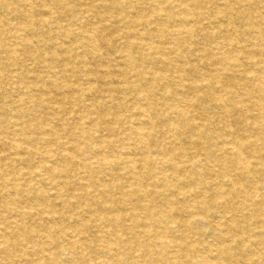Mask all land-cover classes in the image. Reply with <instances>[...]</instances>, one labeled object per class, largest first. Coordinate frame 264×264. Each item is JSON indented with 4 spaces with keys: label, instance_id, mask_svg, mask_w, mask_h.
Returning <instances> with one entry per match:
<instances>
[{
    "label": "rangeland",
    "instance_id": "obj_1",
    "mask_svg": "<svg viewBox=\"0 0 264 264\" xmlns=\"http://www.w3.org/2000/svg\"><path fill=\"white\" fill-rule=\"evenodd\" d=\"M261 81L264 0H0V264H256Z\"/></svg>",
    "mask_w": 264,
    "mask_h": 264
},
{
    "label": "bare ground",
    "instance_id": "obj_2",
    "mask_svg": "<svg viewBox=\"0 0 264 264\" xmlns=\"http://www.w3.org/2000/svg\"><path fill=\"white\" fill-rule=\"evenodd\" d=\"M18 1V0H17ZM153 6V5H152ZM157 7V6H156ZM97 10V9H96ZM182 18V17H181ZM189 23V22H188ZM224 23V22H223ZM91 34V33H90ZM12 39V38H11ZM96 40V39H95ZM258 42V41H257ZM14 46V45H13ZM252 52V51H251ZM81 54V53H80ZM251 69V68H250ZM212 73V72H211ZM203 77H205V76H203ZM261 82H263V81H261ZM264 83V82H263ZM254 84H255V82H254ZM120 85V84H119ZM261 85V84H260ZM258 87V86H257ZM261 87H263V86H261ZM219 91V90H218ZM42 97V96H41ZM20 98V97H19ZM105 98V97H104ZM252 99V98H251ZM250 100V99H249ZM261 100V99H260ZM21 100H19V102H20ZM8 103V102H7ZM183 104V103H182ZM260 105V104H259ZM261 110H260V113L263 115V113H262V109L263 108H260ZM36 110V109H35ZM183 110V109H182ZM244 112V111H243ZM245 113V112H244ZM250 114V113H249ZM240 116V115H239ZM171 121V120H170ZM137 128V127H136ZM138 130V129H137ZM246 134V133H245ZM38 136V135H37ZM247 137V136H246ZM254 143H255V141H248V142H243V143H238L239 144V147H243V148H245V147H250V146H253L254 145ZM221 144V143H220ZM223 144V143H222ZM220 149V148H219ZM16 151V150H15ZM243 155V154H242ZM238 156H239V154L236 156L237 158H238ZM246 163V162H245ZM142 164V163H141ZM208 164V163H207ZM214 164V163H213ZM135 165V164H134ZM199 165V164H198ZM246 165V164H245ZM128 166V165H127ZM209 166V165H208ZM198 167V166H197ZM199 167H200V165H199ZM246 168V166H243L242 167V173H244V169ZM262 168H264V166H262L260 169H257V172H259V170H262ZM129 170V169H128ZM132 170V169H131ZM199 170V169H198ZM197 170V171H198ZM199 172V171H198ZM216 179V178H215ZM4 180V179H3ZM139 182V181H138ZM233 184V183H232ZM141 189V188H140ZM244 189V188H243ZM169 196V195H168ZM218 200V199H217ZM248 202V201H247ZM194 204V203H193ZM206 204V203H205ZM210 204V203H209ZM208 206V205H207ZM169 211H170V209H169ZM224 214V213H223ZM227 216V215H226ZM228 217V216H227ZM3 228V227H2ZM237 229V228H236ZM264 230V229H263ZM241 231V230H240ZM150 232V231H149ZM232 232V231H231ZM242 232V231H241ZM261 235H263L264 236V231H262V234ZM135 236V235H134ZM40 237V236H39ZM47 237H49V236H47ZM116 240V239H115ZM1 243V242H0ZM164 245V244H163ZM44 253V252H43ZM172 253V252H171ZM49 255V254H48ZM245 256V255H244ZM247 256V255H246ZM260 258H262L261 260H259V261H257L256 262V264H264V256L262 257V256H260ZM150 259V258H149ZM225 264V263H224Z\"/></svg>",
    "mask_w": 264,
    "mask_h": 264
}]
</instances>
